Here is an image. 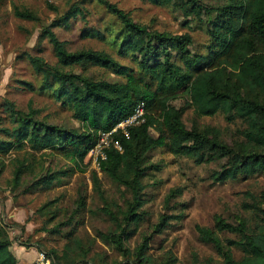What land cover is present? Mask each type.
<instances>
[{
    "label": "trees",
    "instance_id": "16d2710c",
    "mask_svg": "<svg viewBox=\"0 0 264 264\" xmlns=\"http://www.w3.org/2000/svg\"><path fill=\"white\" fill-rule=\"evenodd\" d=\"M98 1L117 18L120 27L116 32L109 31L108 36L96 30L84 31L82 37L102 41L109 38L118 56L129 59L133 66L121 64L106 52L68 50L56 30L68 28L72 20L86 15L81 3L68 0L69 9L57 14L39 36V42L47 41L52 47L57 64L51 65L45 58L28 53L22 58L42 78L40 93L50 94L81 126L69 129L50 124L40 119V111L32 102L25 111L5 100L0 105V177L6 169L4 159L12 154L17 157L13 160V178L7 186L11 192L24 187L26 176L35 175L37 167L40 172L34 179L39 180L24 193L42 185L49 188L61 177L75 174V169L69 168L56 173L48 170L49 174L42 176L46 168L31 162L38 154L50 152L83 171L90 151L99 143L100 133L110 132L144 103L145 122L129 128V138L122 132L113 134L114 141L105 149L106 160L101 161L100 171L92 174V182L95 191L103 196L98 175L101 172L131 196L126 207H118L117 211L108 205L102 208L101 212L115 229L109 233L98 231L97 238L126 258L125 264H153L148 255L150 237H145L134 253L126 246L145 222L144 180L150 172L161 169L150 164V152L164 148L175 156L191 157L198 165L218 164L220 169L211 175L216 184L264 175V0H223L226 4L213 10L215 16L208 12L213 20L207 29L211 44L204 54L193 53L187 36L152 31L135 22L117 5ZM146 1L155 6L173 7L185 18L186 27L192 23L188 19L200 18V10L204 8L200 0ZM51 9L58 12L53 6ZM14 15L21 20L40 22L31 10L15 7ZM78 67L108 70L122 81L97 80L77 73ZM21 84L34 90L31 83ZM183 97L185 105L177 107L175 103ZM188 108L194 110L197 118L222 114L228 124L239 121L242 127L238 137L228 143L216 128H201L197 122L192 129L187 128L183 117ZM117 141L121 151L114 146ZM181 193L182 189L172 190L167 203ZM52 205L53 202L48 203L40 211ZM85 207V196H81L77 211ZM252 210L257 219L253 227L245 220L239 225L229 223L222 216H216L213 229L196 226L200 241L212 245L224 264H264V193ZM176 218L162 217L156 233H163ZM68 224L55 225L53 231L60 233V227ZM9 228L0 217V264H18L10 250L13 241ZM220 233H233L238 239H228L225 246ZM72 237L70 234L62 256L51 252L57 257L56 264H103L96 259L88 261L91 249ZM233 247L242 253L241 259L235 258ZM71 251L75 252L74 256ZM176 263L177 258L170 254L166 264Z\"/></svg>",
    "mask_w": 264,
    "mask_h": 264
},
{
    "label": "rangeland",
    "instance_id": "374dc122",
    "mask_svg": "<svg viewBox=\"0 0 264 264\" xmlns=\"http://www.w3.org/2000/svg\"><path fill=\"white\" fill-rule=\"evenodd\" d=\"M117 5L121 10L130 14L137 23L144 25L152 31L166 33L170 36L185 35L190 40V49L193 53H206L211 39L207 34L210 16L217 7L224 6L223 0H200L204 8L200 10V18H190L192 23L184 25L185 18L173 7H160L146 0H107ZM81 3L85 10V18L72 20L68 28L56 30L58 38L66 43L71 52L80 50H94L106 52L121 64L133 66L129 59L118 56L112 44L96 38H83L84 31L106 32L117 31L120 23L110 14L98 0H74ZM68 0H3L0 4V105L5 100L16 104L20 110H28L30 102L40 111V119L50 124L65 126L69 129H79L72 113L57 103L50 94L40 93L42 78L37 76L24 54L41 56L51 65L57 64L52 47L47 41L39 42V36L44 26L50 24L57 14H63L70 7ZM57 8L58 12L51 9ZM27 9L35 12L40 22L21 20L14 15V9ZM209 12V13H208ZM213 16L216 12L212 13ZM106 35V34H105ZM85 76L97 80L121 82L115 74L108 70L95 67H78L75 70ZM31 83V91L21 84ZM185 97L178 100L175 105H185ZM183 121L187 128L192 129L195 122L198 127L216 128L222 132V139L232 143L238 137L242 124L237 121L228 124L222 114L212 118H197L194 110L185 111ZM154 135L157 133L151 130ZM17 154L4 159L6 169L0 177V217L8 224L12 238L10 248L18 264H36L40 256L45 262L56 264L57 257L51 252L63 255L68 244L69 235L82 242L86 248L91 249L90 259L103 264H125L122 257L113 248L103 244L97 238V232L109 233L114 226L101 212L102 208L109 206L114 211L118 207H126V201L131 196L124 188L115 184L108 176L98 172L101 180L103 196L94 188L92 174L96 171L90 155L86 159L82 170L62 157L50 152L46 155L38 154L36 165H43L46 170L42 176L56 173L69 168L75 169L73 176L61 177L51 187L46 185L37 187L31 192L24 193L26 188L32 186L35 175L40 172L36 168L35 175L26 176L24 187L16 192L9 191L8 182L13 178V160ZM149 162L161 167L160 171L150 172L144 180L146 186L144 194L146 203L142 208L145 212V222L141 224L137 233L126 243L132 253L143 244L145 237H150L148 255L153 264H166L169 255L177 258L176 264H224V259L212 245L200 241L196 226L213 229L216 216H222L227 222L239 225L243 220L250 227L257 224L253 213V206L258 205L264 193V175L259 174L247 179L228 181L216 184L211 175L220 169L218 164L198 165L194 159L187 156H175L166 149L159 148L150 152ZM48 173V174H47ZM182 189L181 195L167 203L172 190ZM85 196L86 207L77 211L79 198ZM53 202L49 208L40 211L46 204ZM55 216V217H54ZM164 216H176L163 233H156V226ZM182 216V217H180ZM67 224L60 227V233L53 231L55 225ZM112 230V231H113ZM222 242L237 240L233 233H220ZM237 260L242 253L232 248ZM72 256L75 252L71 251Z\"/></svg>",
    "mask_w": 264,
    "mask_h": 264
},
{
    "label": "built area",
    "instance_id": "2783aa9c",
    "mask_svg": "<svg viewBox=\"0 0 264 264\" xmlns=\"http://www.w3.org/2000/svg\"><path fill=\"white\" fill-rule=\"evenodd\" d=\"M146 106L144 103L140 104L134 111L133 115L129 118L121 121L110 132H101L98 145L92 149L89 153L94 163V169L100 171L101 161L106 160L105 149L108 148L113 140V134L122 132L127 138H129V128L133 126L141 125L145 122ZM115 148L122 150L119 142L114 144ZM36 264H50V261L45 262V257L40 256Z\"/></svg>",
    "mask_w": 264,
    "mask_h": 264
}]
</instances>
